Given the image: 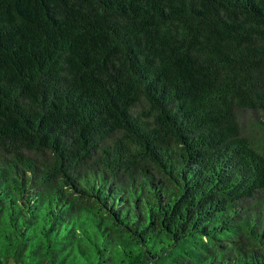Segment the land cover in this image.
Returning <instances> with one entry per match:
<instances>
[{
    "label": "trees",
    "instance_id": "trees-1",
    "mask_svg": "<svg viewBox=\"0 0 264 264\" xmlns=\"http://www.w3.org/2000/svg\"><path fill=\"white\" fill-rule=\"evenodd\" d=\"M264 264V0H0V264Z\"/></svg>",
    "mask_w": 264,
    "mask_h": 264
},
{
    "label": "rangeland",
    "instance_id": "rangeland-1",
    "mask_svg": "<svg viewBox=\"0 0 264 264\" xmlns=\"http://www.w3.org/2000/svg\"><path fill=\"white\" fill-rule=\"evenodd\" d=\"M7 264H30V263H28V262H16L10 258V259H8Z\"/></svg>",
    "mask_w": 264,
    "mask_h": 264
}]
</instances>
